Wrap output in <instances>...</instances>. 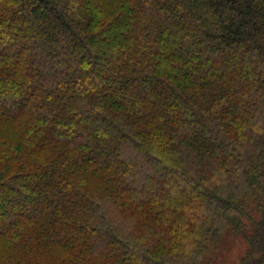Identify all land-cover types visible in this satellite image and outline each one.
Listing matches in <instances>:
<instances>
[{
	"label": "trees",
	"instance_id": "trees-1",
	"mask_svg": "<svg viewBox=\"0 0 264 264\" xmlns=\"http://www.w3.org/2000/svg\"><path fill=\"white\" fill-rule=\"evenodd\" d=\"M264 264V0H0V264Z\"/></svg>",
	"mask_w": 264,
	"mask_h": 264
},
{
	"label": "rangeland",
	"instance_id": "rangeland-1",
	"mask_svg": "<svg viewBox=\"0 0 264 264\" xmlns=\"http://www.w3.org/2000/svg\"><path fill=\"white\" fill-rule=\"evenodd\" d=\"M248 251V242L241 234L226 233L206 256L207 264H241Z\"/></svg>",
	"mask_w": 264,
	"mask_h": 264
}]
</instances>
